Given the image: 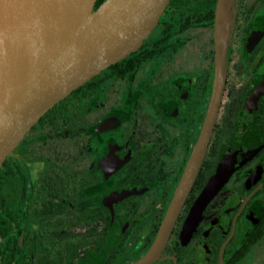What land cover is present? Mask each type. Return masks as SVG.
<instances>
[{
	"label": "flooded vegetation",
	"instance_id": "flooded-vegetation-1",
	"mask_svg": "<svg viewBox=\"0 0 264 264\" xmlns=\"http://www.w3.org/2000/svg\"><path fill=\"white\" fill-rule=\"evenodd\" d=\"M217 0H170L141 45L39 120L0 166V264H132L152 246L207 112ZM53 117V115H51ZM8 159V160H7ZM264 218V0H234L210 140L159 257L241 264Z\"/></svg>",
	"mask_w": 264,
	"mask_h": 264
},
{
	"label": "water",
	"instance_id": "water-1",
	"mask_svg": "<svg viewBox=\"0 0 264 264\" xmlns=\"http://www.w3.org/2000/svg\"><path fill=\"white\" fill-rule=\"evenodd\" d=\"M169 1L0 0V166L56 103L137 49ZM233 1L216 2L212 94L198 140L152 246L132 264L159 257L201 164L225 84Z\"/></svg>",
	"mask_w": 264,
	"mask_h": 264
},
{
	"label": "trees",
	"instance_id": "trees-1",
	"mask_svg": "<svg viewBox=\"0 0 264 264\" xmlns=\"http://www.w3.org/2000/svg\"><path fill=\"white\" fill-rule=\"evenodd\" d=\"M103 0H97L96 6H98ZM211 20H213L214 17V12L213 9H211V14H210ZM79 88L75 89L74 91L71 92V96L75 97L77 91ZM64 104V99L56 103L50 110H48L41 119H46V117H50L52 121H54V117L59 115L61 113V108ZM53 115V117L51 116ZM8 160V159H7ZM264 235V218H262L261 223L259 224L258 228L256 231L251 235L250 239L247 240V242L244 244V246L237 251V254L234 255V263L241 261L243 258L246 257V255L249 253L251 250V247L259 240L262 238Z\"/></svg>",
	"mask_w": 264,
	"mask_h": 264
},
{
	"label": "rangeland",
	"instance_id": "rangeland-1",
	"mask_svg": "<svg viewBox=\"0 0 264 264\" xmlns=\"http://www.w3.org/2000/svg\"><path fill=\"white\" fill-rule=\"evenodd\" d=\"M241 264H264V237L255 245Z\"/></svg>",
	"mask_w": 264,
	"mask_h": 264
}]
</instances>
